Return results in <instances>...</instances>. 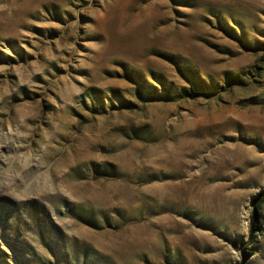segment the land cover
I'll list each match as a JSON object with an SVG mask.
<instances>
[{
	"label": "rangeland",
	"instance_id": "obj_1",
	"mask_svg": "<svg viewBox=\"0 0 264 264\" xmlns=\"http://www.w3.org/2000/svg\"><path fill=\"white\" fill-rule=\"evenodd\" d=\"M259 193L264 0H0V264H264Z\"/></svg>",
	"mask_w": 264,
	"mask_h": 264
},
{
	"label": "trees",
	"instance_id": "obj_2",
	"mask_svg": "<svg viewBox=\"0 0 264 264\" xmlns=\"http://www.w3.org/2000/svg\"><path fill=\"white\" fill-rule=\"evenodd\" d=\"M198 86H199L198 89L201 90L202 92L203 91H206V89H207V86H205L203 84H199ZM125 104H126V106L129 105L126 102H125ZM260 202L261 203L264 202V193H259V196L257 198H253V203H252L253 204V210H252V217L253 218H256V212H255V210H257V208L259 207ZM253 226H255V225L253 224ZM89 257L90 256L87 254V252L86 251H83L82 252V257H81L82 264H97L94 261L92 262L91 260H89Z\"/></svg>",
	"mask_w": 264,
	"mask_h": 264
}]
</instances>
